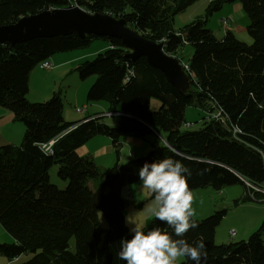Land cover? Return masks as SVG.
I'll list each match as a JSON object with an SVG mask.
<instances>
[{"label": "trees", "instance_id": "1", "mask_svg": "<svg viewBox=\"0 0 264 264\" xmlns=\"http://www.w3.org/2000/svg\"><path fill=\"white\" fill-rule=\"evenodd\" d=\"M197 1L0 0V26L75 4L90 13L125 19L130 28L162 43L167 55L178 56L186 45L193 48L186 63L191 88L183 94L145 57L129 59L130 51L117 38L71 34L16 46L0 44V106L25 126L20 145L0 147V224L14 239L0 243V255L10 261L32 255L21 264H115L111 245L131 238L122 191L140 181L138 169L146 161L157 158L178 159L187 166L192 192L242 185L245 194L235 205L251 199L250 193L254 200L264 201L262 192H249L245 183L264 189V0L210 1L203 16L176 31L175 16ZM234 2L242 3L250 20L251 45L232 30L219 40L207 27L215 12ZM96 39L108 41L110 47L81 62L75 71L82 80L96 76L87 101L108 103L104 116L121 113L117 126H109L102 116L65 123L59 92L44 103L26 98L30 74L39 64L56 54L89 47ZM151 99L161 103L156 112L150 110ZM194 100L210 114L200 129L191 131L184 126L186 110ZM217 112L221 121L213 118ZM99 136L115 145L122 138L142 139L151 150L144 157L103 169L77 152ZM53 140V153L44 154L39 143ZM55 164L60 180L68 182L65 189L50 182L49 171ZM226 215L222 209L201 221L193 218L199 226L184 238L189 243L203 238L207 257L201 264H264V222L245 240L217 245L216 230ZM155 226L172 233L155 218L145 231ZM178 264L194 262L183 257Z\"/></svg>", "mask_w": 264, "mask_h": 264}, {"label": "rangeland", "instance_id": "2", "mask_svg": "<svg viewBox=\"0 0 264 264\" xmlns=\"http://www.w3.org/2000/svg\"><path fill=\"white\" fill-rule=\"evenodd\" d=\"M209 3L210 0H198L197 2L189 6L185 11L175 16L174 29L178 31L196 18L203 16ZM224 19L230 20V23L226 26L228 27V29H232V25H234V27L238 29L233 31L241 41L248 45H251L253 43V39L248 34L247 30L243 33L240 32L242 29L247 28L250 24V20L246 12L244 11L242 3L234 2L225 4L220 11L215 12L209 19L207 27L213 32H215L218 28L222 29L223 27H225L222 23ZM109 47L110 46L108 41H105L103 39H96L91 43L89 47L59 53L56 54L55 57L48 59V62L54 65V69L52 70L45 69L42 64H39L33 71V75L30 79L31 81L29 82L30 90L28 89L26 98L31 103H44L52 97V94L54 92H59L64 103L63 118L65 123H75L80 115L81 117L86 116V112L84 111L85 113H82L80 110L85 109L84 107L88 108V106L90 107V105L93 104L87 101V96L90 88L96 80V76H90L86 80H82L75 69L81 62L86 60H93L97 57L98 54L103 53ZM192 52L193 48L191 46H186V48L182 52L184 61L188 60ZM60 58H65L68 60L72 59L73 62H70L64 68V70L60 71V73H57V63L60 62ZM181 63L183 64L182 61ZM75 101H77V103ZM104 104L106 106L105 111L107 113V111H109V104L105 102ZM160 107L161 103L157 99H151V111L156 112L160 109ZM0 110H3L7 114H10V118L4 117L0 119V147L10 145L4 144L6 143V139H16V141L19 143L17 145H20L25 132L24 124L17 122L15 123V125H11V119H14L13 112L8 108L2 106H0ZM105 114L101 116L103 117V121H105L106 124L111 127H115L118 125L119 118L107 117L104 116ZM208 116L209 114L198 105L196 100H194L186 110L187 124H192L194 126L191 128H186L185 124L184 128L191 131L198 130L202 126V121L204 119H207ZM115 122L117 123L114 124ZM143 142L145 146H149L148 142ZM147 154L148 152H140V158L146 156ZM111 158L112 160L113 158L116 159V156L108 157V160ZM104 160H107V158L101 160L97 159L95 163L96 165H100L99 162H104ZM113 166L114 165L110 167ZM58 171V164H55L50 169V182L60 189H65L68 186V182L65 183L60 180V178L58 177ZM247 187L249 188V192L254 190L252 186L247 185ZM192 193L194 197L192 208L195 211V216L193 218L195 220L201 221L210 217L216 211L222 209L227 210L226 217L216 230L215 241L217 245L228 244L236 240V237L234 239H231L228 236V233L232 230H235L237 232L238 239H247L252 233L256 232L264 222L263 200H254L252 194L250 193L251 199L245 202H241L239 205L234 204L235 200L242 199L245 194V189L242 185L228 186L223 188L221 191H216L213 188L208 187L205 189L195 190ZM123 194L124 199L127 200V205L124 210L125 221L127 216H131L137 221H143L145 227L148 226L155 218L152 214V202L154 200L153 194L150 191L144 189L140 181L124 187ZM130 194H132L134 197L133 201L129 200ZM100 220L102 221V226L106 228L108 226V223L106 221V218L102 214L100 216ZM127 227L129 228V225H127ZM242 236L247 238H241ZM13 242L14 239L0 224V243ZM71 247L72 249H74V241L71 242ZM111 250L115 255V264H122L123 261H118L116 255L120 250V246L113 243ZM31 258L32 255H22L20 259L10 261L4 255H0V264H21L29 261ZM182 261L183 257L180 258L177 264L181 263Z\"/></svg>", "mask_w": 264, "mask_h": 264}, {"label": "clouds", "instance_id": "3", "mask_svg": "<svg viewBox=\"0 0 264 264\" xmlns=\"http://www.w3.org/2000/svg\"><path fill=\"white\" fill-rule=\"evenodd\" d=\"M38 146L46 155L52 151L51 141ZM138 176L142 187L154 196L153 216L172 233L160 226L145 231L143 221L127 216L131 238L121 239L117 258L126 264H177L180 258L187 257L201 264L207 257L203 238L192 243L184 238L199 226L193 219L194 197L188 184L191 170L178 159L164 157L146 161L138 169Z\"/></svg>", "mask_w": 264, "mask_h": 264}, {"label": "water", "instance_id": "4", "mask_svg": "<svg viewBox=\"0 0 264 264\" xmlns=\"http://www.w3.org/2000/svg\"><path fill=\"white\" fill-rule=\"evenodd\" d=\"M71 34L81 38L86 35L117 38L130 51L127 55L129 59L136 61L145 57L149 65L160 70L181 93L186 94L190 90V77L181 61L167 55L162 43L130 28L125 19H117L110 14L90 13L75 4L23 17L12 25L0 26V44L16 46L36 39ZM245 183L248 184L247 181Z\"/></svg>", "mask_w": 264, "mask_h": 264}, {"label": "crops", "instance_id": "5", "mask_svg": "<svg viewBox=\"0 0 264 264\" xmlns=\"http://www.w3.org/2000/svg\"><path fill=\"white\" fill-rule=\"evenodd\" d=\"M228 21L230 23L229 19H228ZM231 21H232V19H231ZM231 28L232 29H228V27H223L222 29L218 28L213 33H214V35L216 36L217 39L221 40V39H223L225 37V34H226L227 30H232V31L233 30H238L236 27H234V25H232ZM246 30H247V28H244L240 32L243 33ZM238 33H239V31H238ZM186 46H190V45H186ZM186 46L184 47V49L186 48ZM184 49L182 50V52L184 51ZM182 52L181 53L179 52V55L178 56H174V57L179 58L180 60H182L183 63H188L192 54L190 55V57L188 58L187 61H184V59L182 57ZM59 60H60V62L57 63V66H58V69H57L58 72L57 73H60V71L64 70V68L70 62H73L72 59L68 60V59H65V58L64 59L60 58ZM56 61H58V60H56ZM53 69H54V65H53ZM33 71L30 74L29 82L31 81L30 79H31V77L33 75ZM28 89L30 90V88H28ZM75 102L77 103V101H75ZM84 108H87V107H84ZM105 109H106V106H105L104 102L93 103L92 105H90V107L88 106V108L86 109V111H85L86 112V114H85L86 116L81 117V115H80L78 120H76V122H79V121L85 119L88 116H91L93 118L99 117V116H101V115L106 113ZM117 110H119V109H117ZM107 112H109V111H107ZM206 112L208 114H210V112H208V111H206ZM63 114H64V112H63ZM4 117H6V118L9 117L10 118V114H7L3 110H0V119L4 118ZM115 118H120V116H117ZM11 123H12L11 125H15V123H17V122H15L14 119L12 118L11 119ZM116 123L117 122H115L114 124H116ZM143 141L144 140L137 139V138H122L120 140V142L115 145L110 138L99 136V137H96V138L92 139L87 144L83 145L81 148L78 149L77 152H78V154L80 156H90L91 158H93L95 160V162H96L97 159L101 160V159L107 158V160H104V162L100 161L99 162L100 165H98V166L101 167V168H108V167L111 168L110 166H112V165H114V166L115 165H120V164L123 165V163L125 164V162L127 163L128 161H130L132 159L140 158V156H141L140 152H143V153L148 152L149 153L150 150H151V147L150 146H145ZM5 142L6 143H4V144H11V145L19 144L16 141V139H13V140L6 139ZM112 156L113 157L116 156V159L113 158V160H112V158H111V159L108 160V157H112ZM123 195L124 194H123V191H122V196ZM130 196L132 197V200H130V201H133V198H134L133 195L130 194L129 198H130ZM123 198H124V196H123ZM228 236H229V233H228ZM237 236H238V234H236V240H245V239H238ZM241 238H247V237L242 236ZM236 240H234V241H236ZM115 244L120 246V241L115 242ZM112 246H113V244L111 245V247ZM117 260H118V258H117Z\"/></svg>", "mask_w": 264, "mask_h": 264}, {"label": "built area", "instance_id": "6", "mask_svg": "<svg viewBox=\"0 0 264 264\" xmlns=\"http://www.w3.org/2000/svg\"><path fill=\"white\" fill-rule=\"evenodd\" d=\"M211 1H213V0H211ZM222 23L226 27L229 24V21L227 19H224ZM42 66L45 69H48V70H52L53 69V64L50 63V62H48V61L42 63ZM182 66H183V69L186 71V73L188 75H190L191 74V71H190L189 65L186 64V63H183ZM80 111L83 113L84 111H86V108L85 109H81ZM120 115H122V114L121 113H116V112L108 113L107 114V116H109V117L120 116ZM213 118L216 119V120H220L221 121V119H222L221 118V113L220 112H217L215 115H213ZM193 126L194 125H192V124H186V127L187 128H191ZM51 142H52V147H53V144L55 143V140H53ZM52 153H53V151H50L49 152V154H52ZM260 191H262L264 193V190H260ZM129 200H132V197L131 196H130ZM236 234H237L236 231L235 230H232V231L229 232V237L231 239H234L236 237Z\"/></svg>", "mask_w": 264, "mask_h": 264}, {"label": "bare ground", "instance_id": "7", "mask_svg": "<svg viewBox=\"0 0 264 264\" xmlns=\"http://www.w3.org/2000/svg\"><path fill=\"white\" fill-rule=\"evenodd\" d=\"M248 186H252V185H250V184H247ZM253 188H254V190H256V191H260V189H256L254 186H252ZM261 190H264V189H261ZM260 192H262V191H260ZM263 193V192H262ZM264 194V193H263ZM119 260V259H118ZM120 261V260H119Z\"/></svg>", "mask_w": 264, "mask_h": 264}]
</instances>
